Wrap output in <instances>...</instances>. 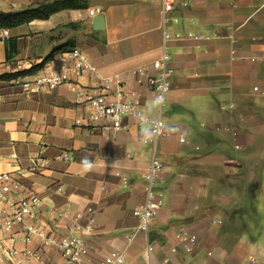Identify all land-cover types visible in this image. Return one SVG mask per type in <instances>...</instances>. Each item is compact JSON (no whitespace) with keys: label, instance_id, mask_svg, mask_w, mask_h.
I'll return each instance as SVG.
<instances>
[{"label":"crops","instance_id":"0c3cea01","mask_svg":"<svg viewBox=\"0 0 264 264\" xmlns=\"http://www.w3.org/2000/svg\"><path fill=\"white\" fill-rule=\"evenodd\" d=\"M48 1L0 0V11ZM77 1L83 9L7 30L0 74L27 70L73 40L95 66L73 79L96 86L118 77L155 118L147 76L162 53L159 0ZM91 8L104 16V30L92 29ZM173 16L172 31L210 39L169 44L175 73L162 109L169 136L157 151L164 170L156 190L164 204L147 233L136 232L134 211L145 199L150 127L126 118L122 129L103 132L90 122L92 109L66 86L24 91L59 55L35 74L0 82V174L38 194L48 235L56 230L53 211L73 218L94 210L84 264H99L115 251L124 253L121 264H264V0H183ZM36 158L45 166L31 171ZM181 227L196 239L191 250L179 237ZM38 246L37 240L17 244L19 250ZM43 260L65 264L53 247Z\"/></svg>","mask_w":264,"mask_h":264},{"label":"built area","instance_id":"2783aa9c","mask_svg":"<svg viewBox=\"0 0 264 264\" xmlns=\"http://www.w3.org/2000/svg\"><path fill=\"white\" fill-rule=\"evenodd\" d=\"M159 2L162 53L152 62L155 73L147 76V83L154 94V103L158 110L155 118H150L143 112L141 96L128 90L118 77L102 79L96 86H84L73 79V76L95 71L90 59L77 47L57 54L59 57L54 60L52 68L39 72L32 81L23 84V89L27 92L55 90L66 86L75 94L78 104L87 105L92 109L90 122L103 132L122 129L126 118L149 125L151 135L146 143L153 147V156L143 176L144 202L134 211L138 219L136 232L141 233L150 230L152 220L164 204L161 194L156 190V184L164 170V164L159 159L157 151L160 141L169 136L162 120V109L171 89V78L175 73L169 44L186 39H210L192 32L172 31L171 25L178 23L173 13L183 0H159ZM100 13L99 9H89L91 17ZM7 38L8 31L1 30L0 40ZM141 75L145 76V72L142 71ZM62 158L68 160L69 154L65 152ZM43 166L45 160L32 159L30 170ZM0 203L6 206L0 209V264H45L43 260L45 251L51 247L58 251L65 264H84L88 254L87 238L94 233L96 226V217L92 208H88L86 212L75 213L73 218L67 213L53 211L51 218L56 224V230L51 231L52 236L48 235L41 214L38 212L41 204L38 194L10 173L0 174ZM62 221H66L63 226L59 225ZM214 223L218 224L220 221ZM179 237L187 243L189 250L196 242L195 237L184 227L179 229ZM36 240L39 246L35 250L17 248L20 242L28 245ZM124 261V253L115 251L105 256L99 264H121Z\"/></svg>","mask_w":264,"mask_h":264},{"label":"trees","instance_id":"16d2710c","mask_svg":"<svg viewBox=\"0 0 264 264\" xmlns=\"http://www.w3.org/2000/svg\"><path fill=\"white\" fill-rule=\"evenodd\" d=\"M84 6L79 4L77 0H53L43 2L38 5L30 6L24 10L13 12H1L0 11V31L10 30L17 28L21 25L28 24L34 20H47L52 15L64 10L83 9ZM11 50L14 49V45H10ZM75 47L73 40H68L64 44L54 48L50 54L42 60L39 64L32 66L31 68L15 73L0 74V82H10L21 77L35 74L43 69L45 64L52 60L57 54L68 52ZM8 54V53H7ZM9 56V55H8ZM7 56V59H8Z\"/></svg>","mask_w":264,"mask_h":264},{"label":"water","instance_id":"95a60500","mask_svg":"<svg viewBox=\"0 0 264 264\" xmlns=\"http://www.w3.org/2000/svg\"><path fill=\"white\" fill-rule=\"evenodd\" d=\"M92 29L95 31L105 29V18L103 15L96 16L92 19L91 22Z\"/></svg>","mask_w":264,"mask_h":264},{"label":"clouds","instance_id":"9594fccd","mask_svg":"<svg viewBox=\"0 0 264 264\" xmlns=\"http://www.w3.org/2000/svg\"><path fill=\"white\" fill-rule=\"evenodd\" d=\"M84 167H85V169L87 170V169H90V168L92 167V165L89 164L87 161H85V163H84Z\"/></svg>","mask_w":264,"mask_h":264}]
</instances>
